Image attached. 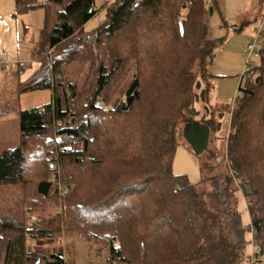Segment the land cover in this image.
Masks as SVG:
<instances>
[{
    "label": "trees",
    "instance_id": "trees-1",
    "mask_svg": "<svg viewBox=\"0 0 264 264\" xmlns=\"http://www.w3.org/2000/svg\"><path fill=\"white\" fill-rule=\"evenodd\" d=\"M210 6L215 0H112L99 26L86 30L99 12L96 0H16L15 16L46 13L31 50L39 66L18 91L50 88L52 100L21 110L20 142L0 152V187L32 186V196L21 198L0 191V264H64L62 248H48L59 240L61 221L107 243L110 264H264V44L254 73H242L235 100L213 102L209 66L226 38L207 36ZM54 47L47 61L43 53ZM83 59L91 68L84 84L66 82L65 65ZM123 82L112 102L109 92ZM198 102L211 121L210 141L218 118L238 106L225 171L204 177L209 191L171 165L181 125ZM58 162L69 186L64 212L53 220L34 211L58 203L56 187L38 192L40 182L52 183ZM74 171L101 177L85 201L71 196ZM238 192L251 219L250 252Z\"/></svg>",
    "mask_w": 264,
    "mask_h": 264
},
{
    "label": "rangeland",
    "instance_id": "rangeland-1",
    "mask_svg": "<svg viewBox=\"0 0 264 264\" xmlns=\"http://www.w3.org/2000/svg\"><path fill=\"white\" fill-rule=\"evenodd\" d=\"M111 1L112 0H96V6L98 7L99 12L98 15L84 24L86 30H92L96 28V26H99L98 24L104 20L106 15L105 5ZM207 3H205L206 6L209 4ZM15 8L16 0H0V50L5 52L4 57H6V59H12L11 61H14V64L12 65L13 67L10 68L12 72L16 70L15 74L8 77L7 73L0 69V152L4 148L15 147L20 142V111L28 108H42L44 104L52 100V91L50 88L27 90V92L18 91L20 80H25L27 76L39 66L41 57L37 55L35 56L34 54L32 56L30 51L32 49L34 50L39 43L40 31L44 25L46 13L43 8H39L15 16ZM195 8L196 10L192 11V15L196 13L198 14L200 11L198 7ZM221 12V8L217 5V8L215 7L214 11L212 13L210 12L206 18L208 26L207 36L226 38L224 43L216 49V55L210 63L209 72L210 74H213L212 79L214 82L216 80L214 76L215 72L226 71L224 74L228 76L226 77L227 80L237 81L240 84V76L236 78L235 75H241L244 72L245 59L242 58L241 70L235 74V64V68L230 67L229 65L231 64H228V60L225 59L226 53L224 54L222 51H224L223 48L225 50H233L234 59H236L238 58V53L241 51L242 45L246 46L248 41L246 36L241 32L238 34L234 33L233 29H231V25L233 24L225 25L220 14ZM225 18L226 17H224V19ZM51 20H53V15H51ZM48 23L50 25V20ZM256 30L257 29H255V32ZM252 41L253 38L250 39V42ZM55 49V47L48 48L43 53L44 59L47 61V58L51 59L54 56ZM258 51L259 49L257 47L251 60L253 65H257L259 62L260 55L258 54ZM11 55L18 57L12 58ZM16 61H24L25 65L19 66L16 64ZM18 70H21V75ZM90 71L91 68L89 61L84 59L76 60L65 65L64 77L66 82L70 81L71 83H76L78 86H82L87 74L89 75V73H91ZM18 75H20L21 79L18 78ZM239 84L235 87L236 92H238ZM115 88L108 94L112 102L121 96L122 91L126 88V82L118 83ZM224 90L228 89L226 88ZM237 95L238 94H236L235 97ZM222 107L224 110L227 108L225 105ZM194 108H196L197 111H200V115L195 117L196 120L201 119V116L206 114L202 103L198 102L195 104ZM237 109L238 106H235V104L232 103L231 109H226V113L218 118L217 129L212 131L211 135L213 137L211 136L212 139L208 147L203 149L199 154L186 137L179 138L175 152L171 157V165H173V170L176 174H187L188 178L195 185L202 184L204 189L207 191L211 190L210 183L207 181L203 185V180L207 174L214 173V170L217 172V168L225 171V144L229 136V131L232 130L231 120L233 114L234 112H237ZM183 128L184 124L181 125V130ZM213 132L216 133L213 134ZM53 169V175L51 176L53 185L50 189L56 187V191L58 192L56 194L59 197L58 203H51L45 209H37L34 212L38 215L40 212L42 216L47 215L50 216V218L53 217V220H55V218L57 219L56 214L59 211L64 212L62 201L64 200L63 196L68 192V190H65V187H68L69 185L68 182L64 181L60 176L61 168L59 162L53 166ZM79 173L80 174L78 175V172L74 171L75 177L71 181L73 182V192L71 193V196H75V199L77 200L85 201L84 199H87L88 196L94 194L95 188L100 182L101 177L100 175L90 176L89 173L86 174L84 172ZM56 175L57 177L55 178ZM44 179L42 178L41 180ZM8 186L9 184H3L2 187H0V191L2 192ZM31 187L32 186L28 185L23 186L22 188L24 189L18 190L17 188L16 190L11 189V191L6 189V192L9 196L11 195L10 197L12 198H21L30 191ZM29 196H32V193H30ZM237 200L242 224L243 227L246 228L244 231L246 240L245 248L247 249V252H250L252 250L253 238L248 228L251 222L248 205H246L245 196L240 192L237 193ZM58 239L57 242L52 243L48 248L54 249L55 247H61L65 257L64 264H110V261L108 260L110 252L107 243L102 240H89L84 237L81 232L67 229L63 225V221H61ZM242 264H247V262L245 261Z\"/></svg>",
    "mask_w": 264,
    "mask_h": 264
},
{
    "label": "crops",
    "instance_id": "crops-1",
    "mask_svg": "<svg viewBox=\"0 0 264 264\" xmlns=\"http://www.w3.org/2000/svg\"><path fill=\"white\" fill-rule=\"evenodd\" d=\"M215 2H216V6L218 5L222 10V12L220 13L222 16V20L224 22H227V24H233L231 25V29H233L234 33L238 34L239 32H241L243 35L246 36V39L249 43L250 39L254 37L255 29L257 28L260 22L259 21L260 17L264 14V0H215ZM224 17L226 18L224 19ZM246 46L242 45L241 51H239L238 58L236 59H234L235 57L233 50L227 49L228 50L227 52V50L223 48L224 51L222 52L224 54L226 53L225 59L228 60V64H231L229 66L234 67V64L236 66V68L234 67L236 70L235 74H237L241 70L242 58L245 59V55H246V50H247ZM11 56L12 58L18 57L15 55H11ZM0 69L5 73H7L8 77L12 76L16 72V70L12 72L11 69L5 70L1 62H0ZM225 72H215L214 76L217 81L215 80L214 82L215 85L212 90L213 102L222 105L233 102L235 100L236 98L235 95L238 94V92H236L235 87L236 85L239 84L237 81L227 80L226 77L228 76L224 74ZM20 75H18L19 79H21ZM241 75L239 74L235 76L236 78H238L239 76L241 78ZM226 88L228 90H224Z\"/></svg>",
    "mask_w": 264,
    "mask_h": 264
},
{
    "label": "water",
    "instance_id": "water-1",
    "mask_svg": "<svg viewBox=\"0 0 264 264\" xmlns=\"http://www.w3.org/2000/svg\"><path fill=\"white\" fill-rule=\"evenodd\" d=\"M209 8L210 12L212 13L214 11V8L212 6H210ZM200 86L201 83L198 82L197 87L199 88ZM198 98L199 97L197 95V100ZM189 112L191 113V118L187 121L184 127L183 136L192 143L194 149L199 154L201 151H203V149L208 147L210 141L209 135L211 131V121L210 119L206 118V114L202 115L201 119L196 120L195 117H198V115H200V111H197L194 107H192ZM51 186L52 183L50 181L44 180L40 182L38 186V192L42 195H47ZM241 235L242 238H244V235Z\"/></svg>",
    "mask_w": 264,
    "mask_h": 264
},
{
    "label": "built area",
    "instance_id": "built-area-1",
    "mask_svg": "<svg viewBox=\"0 0 264 264\" xmlns=\"http://www.w3.org/2000/svg\"><path fill=\"white\" fill-rule=\"evenodd\" d=\"M259 25L257 26V30L254 33V37H253V41L248 43L246 46V55H245V71L248 70V76H251L254 72H253V63L251 62L252 57L255 53V50L257 47L261 46L264 42V14L260 17L259 19ZM260 52L258 51V54ZM5 52L0 50V61L2 62L4 68L6 70H9L12 65L14 64V61L8 60L6 59V57H4ZM16 64H18L19 66H24L25 62L24 61H16Z\"/></svg>",
    "mask_w": 264,
    "mask_h": 264
}]
</instances>
